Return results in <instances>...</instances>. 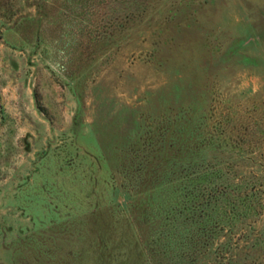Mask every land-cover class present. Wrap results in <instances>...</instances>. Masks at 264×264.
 Returning <instances> with one entry per match:
<instances>
[{"label": "rangeland", "instance_id": "374dc122", "mask_svg": "<svg viewBox=\"0 0 264 264\" xmlns=\"http://www.w3.org/2000/svg\"><path fill=\"white\" fill-rule=\"evenodd\" d=\"M183 260L264 264V0H0V264Z\"/></svg>", "mask_w": 264, "mask_h": 264}, {"label": "trees", "instance_id": "16d2710c", "mask_svg": "<svg viewBox=\"0 0 264 264\" xmlns=\"http://www.w3.org/2000/svg\"><path fill=\"white\" fill-rule=\"evenodd\" d=\"M200 146H199V144H198V142H196V140L195 141H193V146H190L189 147V151H190V154L188 155L187 154V157H185L186 158V162L188 163V165L190 166V168H191V166L193 167V166H195V165H197L196 163H197V161H199V151H200ZM189 153V152H188ZM196 178H198V179H195L194 177L192 178V181L193 182H195L196 184L197 183H199L200 181H202L203 180V175L201 174V176H198V177H196ZM196 180V181H195ZM191 181V182H192ZM197 189L198 190H200V187H198V188H196V191H197ZM196 191H194L195 193H196ZM193 197L194 196H192V193L190 194V199L192 198L193 199ZM192 199H191V204L189 203V204H187L188 206H186V209H191V208H194V209H198V210H200V209H204L205 210V208H204V202L202 201V199H197L195 202H193L192 203ZM187 201H189V199L187 200V199H181L180 200V203L181 204H183V203H186ZM179 202V201H178ZM197 205V206H196ZM184 207V206H183ZM183 209V208H182ZM182 263H187V264H189L188 263V261L187 260H183L182 261Z\"/></svg>", "mask_w": 264, "mask_h": 264}]
</instances>
